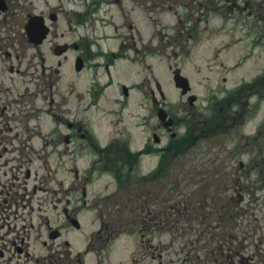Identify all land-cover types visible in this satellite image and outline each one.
<instances>
[{
  "label": "flooded vegetation",
  "instance_id": "flooded-vegetation-1",
  "mask_svg": "<svg viewBox=\"0 0 264 264\" xmlns=\"http://www.w3.org/2000/svg\"><path fill=\"white\" fill-rule=\"evenodd\" d=\"M222 2L0 0V264H264V0ZM108 5L113 32L98 30ZM142 9L161 15L158 36ZM221 27L233 55L197 56L191 91L169 104L151 56ZM200 140L222 149L223 174L191 166L162 192L172 157ZM102 179L115 189L93 190ZM124 188L130 213L98 208L86 229L89 197Z\"/></svg>",
  "mask_w": 264,
  "mask_h": 264
},
{
  "label": "rangeland",
  "instance_id": "rangeland-1",
  "mask_svg": "<svg viewBox=\"0 0 264 264\" xmlns=\"http://www.w3.org/2000/svg\"><path fill=\"white\" fill-rule=\"evenodd\" d=\"M217 2H219V4L223 3L222 0L221 1L217 0ZM105 8L107 9V11L106 12L100 11L99 14L106 16L107 18H105L104 19L105 21L101 23V25H103V28H99L98 30L113 32L114 29H112L111 26L108 25V22H111V23L114 22L116 24H120L122 20L121 18L117 16L116 10L113 7L108 5ZM225 14H227V11ZM109 15H112L113 17L109 19L108 18ZM139 16H140V20L138 21H140V23L143 22V24L145 25V29H141L139 27L138 21L132 18L127 20V24L131 20V24H133L134 26L135 25L138 26L141 30H144L146 33L150 32V35H152L155 32L156 35L158 36L157 31L162 30V27H161L162 17H160L161 15L159 13H157L156 15H153V14H150V12H147L144 9H142ZM165 16L167 20L173 19L170 13H166ZM211 23L214 27H216L217 25L222 23V20L219 17L215 16L213 20L211 21ZM119 31L129 32L127 28L119 29ZM157 39L153 40V44H152L153 48L157 47L158 40H159ZM227 39H228V36L227 34L223 33V28L222 30L219 29L213 32L206 31L202 34L199 41L194 46L189 44L187 45L184 51H180L181 54L178 57L171 54V49H167L165 52L166 55L162 54V57L160 56L159 53L158 55H152L150 58L151 67H150V71L148 72L152 85H154V81L156 78L159 81L162 80V82H164V86H165L164 89L167 94V99L170 102L169 104L174 105L175 102L177 103L180 95H179L178 90L174 86L172 72L168 70L167 66H166V69L164 68L165 59L167 63L173 64L176 62L178 66L181 67L182 73L185 76H187L190 79V81H192V84H194V71H193L194 68L192 66L193 61L196 62L195 59L197 58V56H202V58H206L212 52H216L217 48L220 49V51H218L219 56L224 54L223 56H227L230 58L233 55L232 52L234 51V49H227L223 51L221 49L223 42H225ZM176 51L179 52V48H177ZM164 56H165V59H164ZM181 63H184V65L182 66ZM211 145L212 144L208 142L207 140H200L194 147L188 149L182 155L172 157L174 160L173 169L171 168L165 172L166 175H169V176L171 175L172 178H171V181L169 180V178L162 179V192L165 189V187L168 188L169 186H171L173 190H176V183H177L176 177L182 175V170L184 171L183 174L191 175L194 172L193 170H191V166H194L195 169H197V171H201L199 175L215 174L217 176H220L221 174H223V170L221 166L222 165L221 157L223 156V151L220 147L218 148V145H215L214 147H211ZM153 164H154V159L150 158V160L146 162V167H151ZM215 165H220V167L219 168L216 167L215 169L217 170V172L213 173L211 169H212V166H215ZM106 181L107 180H104V179L100 180L98 183L94 185L95 189L93 190H98L102 194L109 192L111 190H114L115 183L109 181L107 183L108 186L106 188L105 187ZM190 184L191 183L186 184L187 186L185 187V189L193 188L192 186H190ZM157 187H158V184H157ZM129 196L130 194H129L128 189L124 188L121 190H117L116 195L113 197L112 196H110L109 198L89 197L88 200L90 202V206L87 207V215L93 223L88 220H85L84 221L85 228L91 229L95 227L97 222L94 220L96 219V217L98 218V215L96 214L95 211H97L98 208L103 207V208L108 209L110 207H115L118 209V211H120V213L123 214V216L124 214H128V212L130 213V208L137 205L138 202H136V198H135L134 202L131 203L129 201L130 199ZM159 197H161V195ZM140 198L142 201V197ZM167 198L168 197H164V195L162 194V202L164 199H167ZM158 204H159V199H158ZM262 207L264 211V200H263ZM155 208L158 210L159 209L158 205H156ZM263 216H264V213H263ZM173 236H174V231H162V237H160L162 239V247L171 251L170 254H167L163 258L165 261L174 260L173 249L175 248V244L174 242L169 243L171 241V238H173Z\"/></svg>",
  "mask_w": 264,
  "mask_h": 264
},
{
  "label": "water",
  "instance_id": "water-1",
  "mask_svg": "<svg viewBox=\"0 0 264 264\" xmlns=\"http://www.w3.org/2000/svg\"><path fill=\"white\" fill-rule=\"evenodd\" d=\"M174 80L176 82L177 86H180L183 88V92L187 90V79L179 74V71L176 70L174 75Z\"/></svg>",
  "mask_w": 264,
  "mask_h": 264
}]
</instances>
